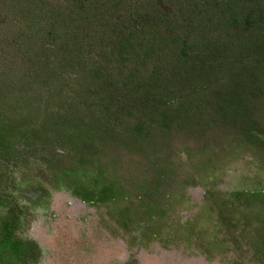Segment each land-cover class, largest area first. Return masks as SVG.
Returning <instances> with one entry per match:
<instances>
[{"label": "trees", "instance_id": "1", "mask_svg": "<svg viewBox=\"0 0 264 264\" xmlns=\"http://www.w3.org/2000/svg\"><path fill=\"white\" fill-rule=\"evenodd\" d=\"M3 3L26 22L6 26L8 19L0 14L5 30L0 35V97L15 96L6 97L13 121L0 110V210H6L0 215V264H38L42 257L35 240L17 235L20 206L11 168L27 164L28 147L20 144L27 136L45 147L32 152L35 162L43 157L47 164L43 173L50 169L59 187L64 181L88 203L127 201L130 195L119 180L105 177L99 160L93 183L84 180L87 164L97 160L96 144L113 131L109 123H119L121 131L134 129L123 115L132 120L138 114L150 116L146 120L152 125L181 129L200 142L211 134L216 144L264 152V0ZM21 50L24 59L19 61L14 55ZM38 53L47 70L39 67ZM67 74L73 85L66 84ZM26 77L40 88L34 102L27 100L26 91L20 94ZM78 79L82 83L75 88ZM30 116L42 118V124L23 122ZM232 136L238 138L232 142ZM114 137L119 139L115 131ZM51 144L59 145L73 164L58 163L49 154ZM40 176L31 172L23 182L44 189ZM235 194L240 200L242 192ZM115 213L127 228V208Z\"/></svg>", "mask_w": 264, "mask_h": 264}, {"label": "rangeland", "instance_id": "2", "mask_svg": "<svg viewBox=\"0 0 264 264\" xmlns=\"http://www.w3.org/2000/svg\"><path fill=\"white\" fill-rule=\"evenodd\" d=\"M3 1L0 14L8 19L3 23L24 24L23 17ZM173 8L170 5L172 13ZM3 23L0 35L5 31ZM14 57L23 60V51ZM37 58L40 64L37 59L34 65L47 70L45 57L38 53ZM70 75H66V84L73 85ZM27 77L20 94L26 91L27 100L34 102L40 88ZM81 83L79 80L75 88ZM9 96L3 93L0 97V110L6 112L7 120H12ZM10 98L14 100L15 96ZM136 117L134 121L122 116L133 130L121 131L119 123H109L113 131L96 144L99 151L93 159L97 160L87 164L85 179L80 176L92 184L91 177L98 172L93 169L99 168V160L105 177L113 176L130 193L127 201H82L64 181L59 187L50 169L43 173L47 166L41 162L43 157L35 162L32 152H43L45 148L40 141H33L31 136L20 141L22 147H28L29 156L27 164L21 161L11 168L15 177L11 186L18 195L21 217L17 235L40 245L42 257L38 264H264V152L253 146L216 144L211 134L200 142L181 129L168 131L152 125L146 120L150 116ZM37 119L30 116L23 122L36 121L38 127L42 118ZM114 131L119 139L114 137ZM235 138L238 137H231L232 142ZM57 146L51 144L49 154L58 163L72 165L73 161ZM31 172L43 176L44 189L23 182ZM235 192H242L240 200H236ZM114 208H127V228L120 224ZM5 211L0 210V215Z\"/></svg>", "mask_w": 264, "mask_h": 264}]
</instances>
